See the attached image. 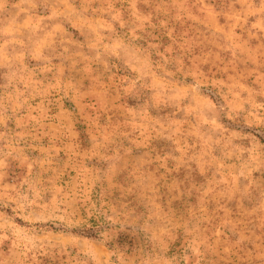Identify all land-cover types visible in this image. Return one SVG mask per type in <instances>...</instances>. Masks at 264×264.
<instances>
[{
  "label": "rangeland",
  "instance_id": "rangeland-1",
  "mask_svg": "<svg viewBox=\"0 0 264 264\" xmlns=\"http://www.w3.org/2000/svg\"><path fill=\"white\" fill-rule=\"evenodd\" d=\"M0 264H264V0H0Z\"/></svg>",
  "mask_w": 264,
  "mask_h": 264
},
{
  "label": "trees",
  "instance_id": "trees-1",
  "mask_svg": "<svg viewBox=\"0 0 264 264\" xmlns=\"http://www.w3.org/2000/svg\"><path fill=\"white\" fill-rule=\"evenodd\" d=\"M91 230H93V229H88V236H93V234H95V232L94 231H91ZM92 232V233H91Z\"/></svg>",
  "mask_w": 264,
  "mask_h": 264
}]
</instances>
